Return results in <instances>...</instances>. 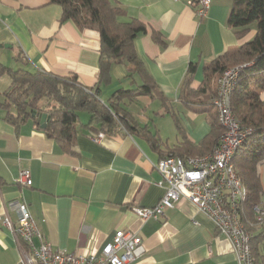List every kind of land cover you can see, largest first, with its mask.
I'll return each instance as SVG.
<instances>
[{
    "label": "crops",
    "instance_id": "0c3cea01",
    "mask_svg": "<svg viewBox=\"0 0 264 264\" xmlns=\"http://www.w3.org/2000/svg\"><path fill=\"white\" fill-rule=\"evenodd\" d=\"M111 2L123 11L120 21L137 20L146 27L134 39V48L164 101L148 95L125 100V109L144 131L118 130L99 138V131L85 126L89 114L82 116L80 111L70 151L49 138L33 118L13 124L0 109V264H16L20 257L19 243L1 221L8 216L16 222L17 214L9 206L12 200L26 205L55 249L100 254L122 229L135 232L144 247L129 264H237L230 240L189 200L179 199L157 220L142 221L131 207H151L163 195L165 184L155 168L162 155L183 137L198 144L210 132V111L203 104H212L213 95L182 98L188 67L194 66L190 86L197 89L204 79V64L248 41L255 25L236 37L227 22L232 0H210L202 17L182 0ZM61 12L60 5L47 0H0V44H10L0 47L5 50L0 63L58 76L74 74L84 87L92 88L99 79L100 35L71 20L61 21ZM110 74V82L99 87L103 102L119 88L141 84L138 74L128 76L122 63L114 64ZM3 76L0 86L6 84ZM249 84L257 88L254 79ZM257 91L264 102V89ZM23 169L30 173L29 186L17 182ZM257 174L256 203L264 205L263 161ZM243 210L251 216L250 209ZM252 233L254 263L264 264V224L254 226Z\"/></svg>",
    "mask_w": 264,
    "mask_h": 264
},
{
    "label": "trees",
    "instance_id": "16d2710c",
    "mask_svg": "<svg viewBox=\"0 0 264 264\" xmlns=\"http://www.w3.org/2000/svg\"><path fill=\"white\" fill-rule=\"evenodd\" d=\"M60 5L61 21L71 20L78 28H90L100 35L99 79L92 88L84 87L76 75L58 76L42 70L30 71L23 67L12 68L0 63V77L7 75L9 86L0 92V109L4 118L13 124H20L33 118L37 126L39 120L31 114L46 113L48 119L43 128L45 134L54 139L63 150L70 151L76 137L75 124L78 113L89 114L85 125L104 134L124 129L131 133L144 131L124 107V101H133L139 95L164 101V96L152 78L145 71L134 48V39L146 31L137 20L120 21L123 11L111 0H47ZM228 25L237 38L246 35L255 25V33L240 46L229 49L204 64V79L197 89L191 88L194 66L190 65L181 86L184 101L199 93L214 96L213 86L217 77L227 68L244 65L241 69L238 86L231 97V109L242 125L253 128L236 151L233 162L238 175L248 190V198L243 207L250 209L257 201L260 183L257 165L264 162V102L258 96V89H264V0H232L228 15ZM159 40V35L153 32ZM124 64L128 76L134 73L141 78V84L132 89L119 88L103 102L98 97L101 83L111 80V67ZM257 75V77H256ZM254 79L256 89L250 86ZM204 106L210 111V132L198 144L186 137L164 156H201L211 152L219 143L223 129L217 121L216 112L210 101ZM152 139L155 141V136ZM251 212V211H250ZM252 216V214H251ZM244 210V218L251 219ZM255 264V263H254Z\"/></svg>",
    "mask_w": 264,
    "mask_h": 264
},
{
    "label": "built area",
    "instance_id": "2783aa9c",
    "mask_svg": "<svg viewBox=\"0 0 264 264\" xmlns=\"http://www.w3.org/2000/svg\"><path fill=\"white\" fill-rule=\"evenodd\" d=\"M182 1L198 17L205 15L210 2ZM243 67H229L216 79V93L211 102L223 129L217 146L201 156L159 158L155 168L165 184L163 195L151 207L134 205L131 209L142 221L157 220L165 209L174 207L179 199L185 198L204 212L230 240L237 264H254L252 228L264 224V205L253 203L251 219L244 218L243 205L248 190L233 162L236 151L253 132V128L241 124L231 109V97ZM102 136V132L97 134L98 138ZM17 182L29 186V171L21 170ZM9 206L17 214L16 222L13 223L8 216L1 217V221L19 243L20 257L16 264H129L144 252L141 238L135 232L122 229L115 231L100 254L83 255L55 249L39 230L24 203L12 200Z\"/></svg>",
    "mask_w": 264,
    "mask_h": 264
},
{
    "label": "water",
    "instance_id": "95a60500",
    "mask_svg": "<svg viewBox=\"0 0 264 264\" xmlns=\"http://www.w3.org/2000/svg\"><path fill=\"white\" fill-rule=\"evenodd\" d=\"M6 45H9L10 46V44H0V47L6 46ZM31 116L38 118L39 123H40V127L42 129L46 126V121L48 119V116H47L46 113H41V114H35V113H33V114H31Z\"/></svg>",
    "mask_w": 264,
    "mask_h": 264
},
{
    "label": "rangeland",
    "instance_id": "374dc122",
    "mask_svg": "<svg viewBox=\"0 0 264 264\" xmlns=\"http://www.w3.org/2000/svg\"><path fill=\"white\" fill-rule=\"evenodd\" d=\"M3 50H4V49H2V50L0 49V52H3ZM4 51H5V50H4ZM2 78H5V80H6V84H5L4 86H0V90L5 89V87L8 85V80H7L8 77L4 75ZM0 85H2V82L0 83ZM0 99H1V96H0ZM80 114L83 116L84 114H87V113H86L85 111H81Z\"/></svg>",
    "mask_w": 264,
    "mask_h": 264
}]
</instances>
